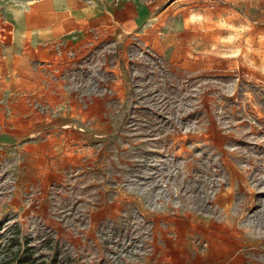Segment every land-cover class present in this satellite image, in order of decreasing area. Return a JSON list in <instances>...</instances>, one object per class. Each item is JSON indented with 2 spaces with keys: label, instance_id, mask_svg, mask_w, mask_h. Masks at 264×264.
Listing matches in <instances>:
<instances>
[{
  "label": "rangeland",
  "instance_id": "obj_1",
  "mask_svg": "<svg viewBox=\"0 0 264 264\" xmlns=\"http://www.w3.org/2000/svg\"><path fill=\"white\" fill-rule=\"evenodd\" d=\"M23 1L0 0V40ZM105 1L162 13L161 42L62 57L82 114L110 123H85L96 138L41 181L0 145V264L50 237L56 264H264V0Z\"/></svg>",
  "mask_w": 264,
  "mask_h": 264
},
{
  "label": "crops",
  "instance_id": "obj_2",
  "mask_svg": "<svg viewBox=\"0 0 264 264\" xmlns=\"http://www.w3.org/2000/svg\"><path fill=\"white\" fill-rule=\"evenodd\" d=\"M7 24L0 40V145L15 151L16 173L25 169L36 181L50 179L45 173H58L82 156L83 137L96 138L85 123H110L105 113L82 114L78 93L59 75L62 57L98 36L124 46L137 33L144 42L160 43L162 13L143 3L30 0L9 6ZM178 53L171 61L192 69L193 57ZM123 62L118 55L109 70L122 75Z\"/></svg>",
  "mask_w": 264,
  "mask_h": 264
},
{
  "label": "trees",
  "instance_id": "obj_3",
  "mask_svg": "<svg viewBox=\"0 0 264 264\" xmlns=\"http://www.w3.org/2000/svg\"><path fill=\"white\" fill-rule=\"evenodd\" d=\"M133 111H145L144 107ZM30 239L26 238L23 249L20 247V242L17 249L11 250L5 259L1 260V264H56L58 261L59 252L53 238H46L41 248L36 245H30ZM48 250L49 253H40V250ZM50 251L54 253L51 254Z\"/></svg>",
  "mask_w": 264,
  "mask_h": 264
}]
</instances>
